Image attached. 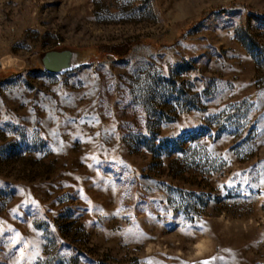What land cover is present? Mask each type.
<instances>
[{"label":"rangeland","instance_id":"1","mask_svg":"<svg viewBox=\"0 0 264 264\" xmlns=\"http://www.w3.org/2000/svg\"><path fill=\"white\" fill-rule=\"evenodd\" d=\"M0 264H264V0H0Z\"/></svg>","mask_w":264,"mask_h":264},{"label":"water","instance_id":"2","mask_svg":"<svg viewBox=\"0 0 264 264\" xmlns=\"http://www.w3.org/2000/svg\"><path fill=\"white\" fill-rule=\"evenodd\" d=\"M80 61V52L67 47L47 49L40 55L42 68L48 73L64 72L77 66Z\"/></svg>","mask_w":264,"mask_h":264},{"label":"trees","instance_id":"3","mask_svg":"<svg viewBox=\"0 0 264 264\" xmlns=\"http://www.w3.org/2000/svg\"><path fill=\"white\" fill-rule=\"evenodd\" d=\"M101 51L109 52L116 57L124 56L129 51V43H119L116 45L100 46Z\"/></svg>","mask_w":264,"mask_h":264}]
</instances>
